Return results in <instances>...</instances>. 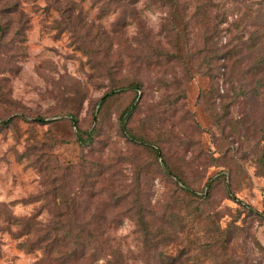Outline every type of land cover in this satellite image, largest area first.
<instances>
[{"label":"rangeland","instance_id":"obj_1","mask_svg":"<svg viewBox=\"0 0 264 264\" xmlns=\"http://www.w3.org/2000/svg\"><path fill=\"white\" fill-rule=\"evenodd\" d=\"M116 1H23V35L13 29L0 44V116H19L0 131V264H49L25 225L54 224L67 200L73 230L103 232L110 246L94 263L79 258L72 264H112L115 256L121 264H158L163 246L151 234L174 230L171 223L181 220L185 238L166 248L174 258L188 251L181 264H264V220L246 208L264 216V177L257 170L264 76L254 83L243 72L264 52L245 48L252 12L264 0H213L218 34L208 46L195 4L183 0L174 26L185 30L188 65L157 54L176 50L175 33L164 31L165 0ZM232 45L241 50L236 69L218 59ZM133 80L141 89L125 135L119 116L136 95L127 88ZM116 85L125 91L94 123L100 100ZM68 112L82 131L97 129L92 145L75 142ZM132 136L161 147L194 190L227 174L233 197L213 181L200 212L183 208L184 195L162 161ZM137 200L148 235L138 227Z\"/></svg>","mask_w":264,"mask_h":264},{"label":"trees","instance_id":"obj_2","mask_svg":"<svg viewBox=\"0 0 264 264\" xmlns=\"http://www.w3.org/2000/svg\"><path fill=\"white\" fill-rule=\"evenodd\" d=\"M23 1L26 0H0V44L1 42L7 40L9 33L15 29L16 36L23 35L22 23L23 15L21 4ZM114 5L118 2L116 0H112ZM136 2L140 0H135ZM152 2H156L157 0H149ZM183 0H165L166 6H169V17L168 23L166 24V28H164L165 32L168 33H175L173 46L176 50L174 53L162 52L157 53L159 56H164V58L170 62L174 63H183L184 65H188L190 61L188 53H185L187 45V36L184 29H180V27L174 26L177 24L180 14L179 12L183 9L182 6ZM195 4V15L198 18L200 25L204 30V34L206 37V43L213 41L214 37L218 34L217 28L218 25L213 24V17L211 9L214 6L213 0H192ZM126 11V10H124ZM130 15H133L135 10H130ZM116 11H113V13ZM123 14L125 12H122ZM253 21H254V31L250 33L248 39L245 42V48L249 50H256L264 48V2H262L259 7L252 12ZM246 19L249 20V16H246ZM167 21V19L165 20ZM264 51V50H263ZM208 56L210 59L214 58V56H210L211 52L208 49ZM261 53V52H260ZM258 54V57L254 60V62L249 65L246 69H244L245 75L250 77L254 83L261 82V78L264 76V52L262 54ZM241 50L238 46L232 45L230 48L223 54L218 56L224 57V61L228 64L232 65L233 68H238L241 62ZM129 90H133L136 95L132 102L122 111L119 116V124L120 130L125 135H128V125L131 119L133 118L135 112L138 109L137 104V93L141 89V84L138 81H130L127 85ZM124 87L120 85H116L111 92L107 93L99 102V111L94 116V123L99 122V115L102 111L105 110L107 105L113 101L117 100L119 96L122 95L124 92ZM3 104L1 101V94H0V105ZM70 117L71 123L75 125L77 128V135L75 136V142L81 147H88L92 145L95 141V137L97 135V129L92 128L88 131H82L79 128V123L75 116L70 112L67 113ZM19 116H14V118L4 120V117L0 116V131L5 128H10L13 126V123L18 120ZM27 123H39L40 125H53L57 126L61 123V121H50L47 122L44 119H36L34 121H30L27 118L22 119ZM131 140L138 144L146 147L149 152H151L156 159H160L163 164L164 170L175 180L178 188L184 195V198L181 199L182 207H194L197 213L200 212L199 205L205 203L207 199L210 197V191L213 181H222L226 185L227 192L230 197H233L231 188L229 187V177L225 173H220L219 175L215 176L207 185V191H197L194 190L185 180L180 172L174 170L173 166L167 161V159L163 156L161 152V147L158 148L156 144L144 136H132ZM261 153L260 157L257 159L258 166L257 170L261 176L264 177V127L262 129V138H261ZM140 203L138 200L135 204L137 207V215H138V227L140 231L144 234H149L148 224L143 218V207L139 205ZM196 203H199L196 205ZM70 201L64 202L63 206H66L64 213L58 214L56 216V222L48 227L41 228L34 223L25 225L28 229L29 228L34 230V234L36 240L33 243L34 247L41 249L44 254L46 255V262L49 264H72L79 258H86V261H90L94 263L98 261L100 258L106 255V251L109 246L108 239L104 238L103 232H92L84 227L81 228L79 225L78 230H73V223L74 217L73 214L70 212ZM249 215H254L259 217L260 219L264 220V216L256 211H254L250 207H246ZM182 221V220H181ZM179 221L176 224L171 223V226L174 230H169L166 226L164 228L159 229L157 232L152 233V239L156 244H162V251L158 256V264H181L183 263V258L188 254V251L183 248L179 251L178 255L174 258L171 257L167 253V246L169 242H172L175 237H182L185 238L187 232H185L184 221ZM223 237V235H222ZM148 243H154L151 241V236L147 239ZM179 241V240H178ZM227 241V240H225ZM228 242V241H227ZM77 262V261H76ZM112 264H121L119 257L115 256L114 260L110 261ZM39 264V263H38Z\"/></svg>","mask_w":264,"mask_h":264}]
</instances>
